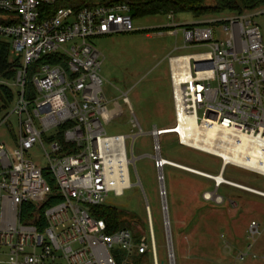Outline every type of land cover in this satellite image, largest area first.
<instances>
[{
	"label": "built area",
	"instance_id": "obj_1",
	"mask_svg": "<svg viewBox=\"0 0 264 264\" xmlns=\"http://www.w3.org/2000/svg\"><path fill=\"white\" fill-rule=\"evenodd\" d=\"M58 2L0 0V37L10 43L12 61L23 66L16 68L12 80L0 79L1 86L16 90L11 111L0 112V127L12 116L18 126L11 153L0 142V264H130L145 255L157 264L148 205L147 233L138 239L126 228L108 233L106 222L95 219L90 211L103 206L110 193L121 196L133 186L129 169L134 159L128 156L126 136H106L104 130L119 114L107 110L98 75L101 55L91 42L96 37L135 32L129 7L109 3L45 10ZM262 13L264 7L232 15L223 23H172L166 31L174 38L180 36L182 49L205 50L166 57L174 120L149 132L169 264L175 263L161 186L165 166L210 181L213 193H204L205 200L213 196L221 202L215 194L221 186L264 199V192L223 177L227 166L264 176V45L253 21ZM214 25L222 39L216 38ZM53 55L61 62L38 64ZM121 100L128 104L127 93H122ZM129 113L137 135H142ZM164 135L219 159L218 173L171 162L163 165L160 138ZM36 144L43 151L45 168L25 157ZM44 172L53 177L60 201L40 214L39 207L50 196ZM24 204L34 207L26 217L21 215Z\"/></svg>",
	"mask_w": 264,
	"mask_h": 264
},
{
	"label": "rangeland",
	"instance_id": "obj_2",
	"mask_svg": "<svg viewBox=\"0 0 264 264\" xmlns=\"http://www.w3.org/2000/svg\"><path fill=\"white\" fill-rule=\"evenodd\" d=\"M251 12L254 11H243L242 14ZM183 15L187 14L173 16L174 21L181 19ZM232 15L236 14L223 13L204 19L212 20L211 22L223 21ZM253 21L259 27L264 45V13L256 14ZM163 23V16L133 19V26H141L142 31L112 34L91 40L101 55L98 75L102 79L101 90L107 101V110L109 113L119 114L104 125L106 136H126L128 156L134 159V165L129 169L130 183L133 186L121 196L110 193L104 205L116 209L124 217L121 226L128 229L135 239L142 233H147L145 206L148 205L157 264L169 263L160 185L151 160L153 152L149 132L152 127H168L174 120L166 54L175 40L172 36H158L159 33H165L161 28L156 29L158 24ZM214 28L216 38L222 39L223 35L216 29L217 26L214 25ZM146 33L155 36L147 38ZM179 39L178 37V45ZM203 51V48H188L174 55ZM9 59L12 61L15 57L9 55ZM19 66L17 70L23 69L22 65ZM29 71L27 88L31 89L33 68ZM15 91L12 90L13 101L6 110L8 112L15 101ZM122 93H127L128 104L122 102ZM130 110L143 132L142 135H137L138 129L130 122ZM17 128L16 116H12L8 124L0 127V142L9 153L15 148ZM133 136L135 138L130 150ZM42 140L44 147L48 149V142ZM160 147L162 158L171 163L211 175H216L220 169L219 159L180 146L173 135L162 136ZM25 157L40 168L47 166L38 144ZM163 177L175 264H264L263 198L221 186L215 193L222 199L221 202L216 201L213 196L208 201L203 196L204 193H213L210 181L168 166L163 168ZM223 177L264 192V176L227 166ZM139 258L141 261L138 264H151L149 255Z\"/></svg>",
	"mask_w": 264,
	"mask_h": 264
},
{
	"label": "trees",
	"instance_id": "obj_3",
	"mask_svg": "<svg viewBox=\"0 0 264 264\" xmlns=\"http://www.w3.org/2000/svg\"><path fill=\"white\" fill-rule=\"evenodd\" d=\"M95 0H59L54 7L45 8L47 12L53 11L58 6H72L75 9L80 6H95ZM120 0H116L119 2ZM106 4V3H99ZM130 16L133 19H141L152 16H166L169 14H189L195 20H203L208 16H218L223 13L240 15L243 11H256L264 7V0H127ZM220 23H223L220 21ZM206 23H202L203 25ZM211 24H216L212 22ZM169 29H162L161 31H168ZM10 43L7 39L0 37V79L12 80L17 62H12L9 59ZM62 58L58 55L50 57H43L38 64H57ZM13 101L12 90L0 85V112L6 111ZM60 140V138H59ZM60 142H62L60 140ZM45 178L49 188L50 196L39 207V213L60 201L58 195V187L50 173L44 172ZM34 209L31 205L24 204L21 206V215L26 217L28 213ZM91 215L95 219L104 220L108 226V233L117 229L123 228L121 225L124 222V217L114 208L105 205L92 207ZM140 258L136 257L131 260V264L140 263Z\"/></svg>",
	"mask_w": 264,
	"mask_h": 264
},
{
	"label": "crops",
	"instance_id": "obj_4",
	"mask_svg": "<svg viewBox=\"0 0 264 264\" xmlns=\"http://www.w3.org/2000/svg\"><path fill=\"white\" fill-rule=\"evenodd\" d=\"M210 1V0H208ZM95 4H99V3H106V4H109V3H126L127 4V0H120L119 2H116V0H95L94 1ZM175 15H172V19H169V15H166V16H163L165 18V23H163L162 25H157L156 26V29L158 28H161V29H168V27L170 26V24H175L177 26H183V25H194V24H202V23H209L211 21L209 20H195L194 18H192L191 15L187 14V15H183V17L181 19H178V20H175L174 21V17ZM134 30L135 32H138V31H142L143 28L141 26H136L134 27ZM145 36L147 38H151L152 36H155V34H150V33H146ZM158 36H170L167 34V32L165 31V33L163 32L162 34L159 33ZM180 38V36L178 35L176 38H174V44L172 46V48H170L168 51H167V54H166V57L169 56V55H174V53H178V52H181L182 50V46H181V42L177 43V38ZM180 40V39H179ZM174 49H177L176 51H174ZM168 64V63H167ZM168 72H169V67H168ZM104 97V96H103Z\"/></svg>",
	"mask_w": 264,
	"mask_h": 264
},
{
	"label": "bare ground",
	"instance_id": "obj_5",
	"mask_svg": "<svg viewBox=\"0 0 264 264\" xmlns=\"http://www.w3.org/2000/svg\"><path fill=\"white\" fill-rule=\"evenodd\" d=\"M162 161H163V162H162L163 165H167V164L169 165V164H170V162H168V161H166V160H162ZM161 186H163V184H161Z\"/></svg>",
	"mask_w": 264,
	"mask_h": 264
}]
</instances>
